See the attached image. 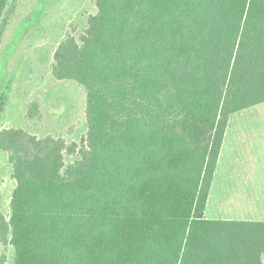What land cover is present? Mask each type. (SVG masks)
Segmentation results:
<instances>
[{"label":"trees","instance_id":"obj_1","mask_svg":"<svg viewBox=\"0 0 264 264\" xmlns=\"http://www.w3.org/2000/svg\"><path fill=\"white\" fill-rule=\"evenodd\" d=\"M36 2L0 0V53ZM90 2L50 68L83 91L85 135L31 132L37 98L0 128V264H263L264 220L204 212L230 117L264 102V0Z\"/></svg>","mask_w":264,"mask_h":264},{"label":"rangeland","instance_id":"obj_2","mask_svg":"<svg viewBox=\"0 0 264 264\" xmlns=\"http://www.w3.org/2000/svg\"><path fill=\"white\" fill-rule=\"evenodd\" d=\"M94 10L90 0H37L0 53V128H28L25 103L37 98L45 117L31 132L60 133L68 143L85 135L83 91L54 81L50 68L58 42L67 33L79 35ZM73 157L65 154V163ZM14 186L7 153L0 151V213L6 218ZM204 213L212 219L264 220V102L230 117ZM13 254L11 245H0L7 263Z\"/></svg>","mask_w":264,"mask_h":264},{"label":"crops","instance_id":"obj_3","mask_svg":"<svg viewBox=\"0 0 264 264\" xmlns=\"http://www.w3.org/2000/svg\"><path fill=\"white\" fill-rule=\"evenodd\" d=\"M94 7V6H93ZM93 13V12H92ZM91 14V13H90ZM89 15V14H88ZM26 19V18H25Z\"/></svg>","mask_w":264,"mask_h":264}]
</instances>
